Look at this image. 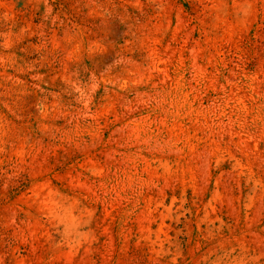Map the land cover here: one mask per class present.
<instances>
[{"label":"rangeland","instance_id":"1","mask_svg":"<svg viewBox=\"0 0 264 264\" xmlns=\"http://www.w3.org/2000/svg\"><path fill=\"white\" fill-rule=\"evenodd\" d=\"M0 264H264V0H0Z\"/></svg>","mask_w":264,"mask_h":264}]
</instances>
